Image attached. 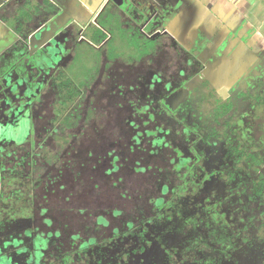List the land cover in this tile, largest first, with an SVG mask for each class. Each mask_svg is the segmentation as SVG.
Instances as JSON below:
<instances>
[{"label":"flooded vegetation","instance_id":"flooded-vegetation-1","mask_svg":"<svg viewBox=\"0 0 264 264\" xmlns=\"http://www.w3.org/2000/svg\"><path fill=\"white\" fill-rule=\"evenodd\" d=\"M56 5L58 16H66L58 23L60 28L53 34L44 31L48 23L43 18L38 26H42V41L45 39L42 47L53 37L57 40L55 47H46L52 57L45 63L48 72L42 65V79L32 86L33 69L25 62L22 69L15 68L19 74L15 70L10 74L15 84L23 80L22 86L0 98V124L13 126L10 136L0 137V203L8 200L2 198L4 192H10L14 203L22 180L29 179L30 189L35 190L37 185L53 178V187L59 190L56 198L64 199L65 204L53 210L57 215L34 206L22 209L25 215L21 217L2 215L1 211L6 209H0V219H22L32 229L31 240L36 231L41 232V237L51 238L46 246L42 243L39 264H264V194L254 187L256 181L264 178V53L259 54L261 65L251 76L255 85L241 81L224 89V95L213 94L209 88L219 85L210 83L205 76L211 43L203 33L185 43L175 39L165 18H154L151 11L156 4L150 7L149 19L143 18L150 26H159L161 32L167 33L162 39L146 34L144 19L136 22L123 13L118 17L122 24L130 21L129 27L124 28L129 29L127 38L121 41L123 49H136L129 62L116 60L119 56L115 55V38H108L105 31L94 34L93 18L83 17L77 8L68 7V2L58 1ZM34 32L35 29L27 33L28 40L33 41ZM116 32L112 33L115 37ZM82 38L89 43L94 41V45L95 40L102 41L103 46L84 43L79 47L81 70L89 68L90 84L84 86L88 91L59 115L53 110L56 92L47 81L60 72L70 75L66 67ZM133 39L138 42L133 44ZM144 39L151 42L147 47L143 45ZM80 76H71L70 82H64L79 86ZM195 79L197 84H201V79L207 80L206 87L194 88L190 83ZM111 82L123 89L115 102L123 112L126 107L130 110L125 113L127 124L135 123V131L155 126L156 133L163 131L164 137V151L159 153L162 159L136 168L140 173L137 182L143 187L127 208L118 205L125 203L127 186L121 174L114 176L117 168H125L115 160L119 151H111L115 142L109 147L100 145L105 157L93 166L99 134L116 128L112 115L117 116L115 102H96V95H101L99 86L107 88L106 84ZM50 91L49 100L42 106L41 96L43 99ZM242 93H246V98L239 99L238 94ZM258 95L262 96L257 101ZM120 99L125 103H119ZM222 102L231 105L233 112L228 122L215 128L214 119L221 112L217 103ZM69 111L74 114L64 119ZM66 120L68 126L62 124ZM223 125L226 127L222 128ZM106 165L111 171L99 174L100 167ZM94 172L99 174V180L91 183L95 189L91 192L82 183L85 179L87 184ZM151 179L155 180L152 193L147 184ZM107 184L111 188L101 190ZM63 190L69 192L66 197L61 194ZM108 191L113 193L111 200L106 199ZM166 206L172 213L166 212ZM78 208L83 212L82 221L68 219V211ZM44 218L50 221L48 225L42 224ZM186 219H195L196 225H184ZM57 231L66 233L59 243L51 237ZM15 234L18 238L19 234ZM55 245L60 247L61 254L55 251L50 256L48 253ZM157 252L162 253L156 255ZM19 253L11 255L14 261L38 263L30 250Z\"/></svg>","mask_w":264,"mask_h":264},{"label":"rangeland","instance_id":"rangeland-1","mask_svg":"<svg viewBox=\"0 0 264 264\" xmlns=\"http://www.w3.org/2000/svg\"><path fill=\"white\" fill-rule=\"evenodd\" d=\"M128 1L130 2L129 5L126 4ZM148 1L149 0H126L125 1L126 3L123 6H119V7H121V9L118 11L123 13L125 16H127L131 20H134L136 22H140V20L144 19V18H141V12L145 11L144 10L145 7L150 6V4H149L150 1L149 2ZM10 2H12V1H10ZM28 3L31 5L32 3H34V0H28ZM53 3L56 5L57 1H55ZM32 5H34V4H32ZM161 11H162L161 8H159V7L155 8L154 7V9L151 12L157 13L160 16L159 13ZM28 12H29V14H36L33 11H28ZM57 13H55L53 15L51 14L49 17L43 18L42 17V7H40L39 18L41 19V21L43 18L45 24L48 23V25H49L48 27H50L51 29L52 28L57 29L59 26L58 23L66 17V16L62 17V19H61V17H59ZM115 14L117 15L116 12L115 13L113 12L111 15H113L112 20H114L115 18L117 19L116 21H114L112 23L113 24L112 30L117 31L116 37L114 36V34L109 33L108 31H105V32H106L108 38H112V39L115 38V42L116 43L118 42V46H117V49L115 51V55H118L119 58H116V60H118L119 62H121V60H125L126 62H129L131 59V55H134V52L136 51V49H134L132 47H129L127 49H125V48L123 49V47H121V45L123 46V43H121V41L124 38L125 39L127 38L126 36L128 35L129 29L126 30L124 28H125V25L128 26V23L130 21L127 20V21H125L124 24H122L120 18L118 19V17H116ZM7 15L9 16L11 14L8 13ZM149 17L150 16H146L147 19H149ZM143 23H144V28L147 31L146 34H148V35L156 34L160 38L161 37L163 38V36L167 34L166 32H161L160 28H158L159 26H156V28L150 26L148 20L144 19ZM28 24L30 25V23H28ZM32 25H35V23H32ZM9 26L10 25L5 24L4 22L1 23V21H0V27H1V29H0L1 35L0 36H2V37L4 36V32H7V30L10 28ZM93 26H94L93 27L94 29L100 28V27H98V25H93ZM30 31H32V28L25 27L23 32H30ZM74 34H77L76 31H74ZM9 35H10V33L6 37H4V40L2 42H0V46L6 47V49L0 51V63L5 65V64H8L9 62H11L10 67L15 66L19 70V69H22L25 62L29 61L30 56H31V54L29 52H31L32 50H28V52H23L21 50V48L19 47V45L20 46H27L28 45V40L23 36H20L18 38V40L20 41L19 44H18V42H19L18 40H12V43L4 42L5 40H7L9 38ZM32 48H33L32 46L29 47V49H32ZM39 52H42V50H40ZM31 58H33V57L31 56ZM35 61H37V60H35ZM37 65H38L37 69H42V60L40 62H37ZM7 71H8V69H6V67H3V65H0V98L3 97L5 95V93H10L14 89H18L19 87H21L23 84V80L18 81L16 84L14 82L9 84V81H12V80H11V78H8L6 83L9 85H5L2 77L6 76L5 73ZM7 74H8V72H7ZM116 85H115V82H111V83L106 84L107 88L99 86V90L101 91V95L100 96L96 95V102L101 103L102 105H104L102 103L103 100H107V99H108V102L110 99H111V102H115V98L117 99L118 95L123 93V91H122L123 89L117 88ZM97 89L98 88H96V90ZM51 93H52L51 91L48 92L43 97V99L41 96L42 106L46 105V102L49 100ZM110 96H112V97H110ZM119 103H125V100L120 99ZM106 105H109V104H106ZM115 105H116V107L114 108V111H117V116L113 113H112V115H113V118L116 122V128L113 130L107 129V130H105L104 133L99 134L100 140L97 141V143L94 147V154H95V157L97 160L94 162L93 166H96V164H98L97 162L99 160H103L105 157L104 147H102L100 145L105 144L109 147V144L111 142H115V146H112V147L110 146L111 148H113V150H111V149L110 150L114 151L115 149H117L119 151L118 158L115 160H119L120 165H124L125 168L122 169L119 167L122 171H120L117 168V170L114 173V176H118L119 174H121L122 180L127 186V188L125 189L127 192V196L124 198L125 203H123V201H122L121 204H123V205H121V204H118V205L124 206V208H127L133 203L136 196H138L137 194H139V192L142 190V187H143L137 182V180L140 178V173L135 171L136 168L146 167L148 162H152L156 158H158V160L153 162L154 164H156V162H158L162 159L161 156L159 155V153L164 151V150H162V146L164 145V142H163L164 137H163V135H161L162 134L161 132H163V131H159V133H156L157 131L154 130L155 126H152L150 128H144L143 131H135V129H134L136 127L135 123H133L134 125L132 123L127 124V122L125 121V118L127 117L126 114H128L130 112V110L126 107V109L123 112L120 108H117V102H115ZM11 130H13L12 123L0 124V137L2 136V137L7 138L8 136H10ZM150 130H152L154 132L152 133ZM109 131H116V132L114 134H112ZM104 135H109V136L106 138H103ZM124 149H125L126 154L123 152ZM98 156H99V158H98ZM187 158H188V156H187ZM89 165H91V162H89L88 166ZM148 165H150V164H148ZM115 166H116V164H115ZM79 171H81V167L79 168ZM110 171L111 170L106 165V167H100L99 174H102L105 172H110ZM143 172L144 173L147 172L146 169ZM85 174H86V171H85ZM93 174L94 175H92V177L87 181V184H86L85 179L82 183V185H84V186L86 185L85 187H87V189H90L91 192H93L95 190V189H93V187L91 185L92 184L94 185L93 182H97L99 180L98 179L99 174L97 172H94ZM85 176H83V177H85ZM121 176H119V177H121ZM54 180L55 179L51 178L49 181H45V182L40 183L39 185H37V188L35 190L30 189L31 182L29 179L28 180H22L23 184H21V182H20L18 194H15L16 198L14 200V203H12L10 200V197H11L10 192H4V196L2 198H6L10 202L8 203V200L3 201L1 198L3 203L2 202L0 203V209H4V210L6 209V211H1V214L6 215V216L10 215V216H15V217L16 216L21 217L22 214L25 215L24 212L26 211L27 208H31L34 206V209L36 208L37 210H41V211H43V210L44 211H46V210L50 211L51 210L52 214L56 213V215H57V212H54L53 210H56L57 205L63 207L65 204V201H64V199H61V198L59 201V199L56 198L57 192H59V190H57L53 187V185L55 183ZM142 182H145V180H142ZM147 184L151 187L150 191L152 193L153 189L155 187V180L151 179L150 181L147 182ZM27 187L29 188V190ZM171 187H173V185H171ZM105 188H111V185L107 184V185L101 186V190H105ZM22 190L24 192L19 193ZM117 191L118 190H116L115 193H117ZM162 192H163V190H162ZM68 193H69L68 190H63V192L61 194L64 197H66V195ZM105 195L107 197L106 199H108V200H111L113 197V193H110V191H108ZM106 202L107 201L104 200V203H106ZM101 203H103V201H101ZM22 209H25V211ZM164 209L166 210L167 213H172V210L170 209L169 206H166ZM77 210L73 209V210L68 211V213L66 212L67 218L68 219L70 217H72L74 219L77 218V220L79 222H81L82 221L81 215L83 214V212L82 211L79 212V208ZM111 211H113V210H111ZM41 214H42V212H41ZM1 217H3V216H1ZM166 218H168V215L166 216ZM41 222H42V220H41ZM49 223H50V221L48 220V218L47 219L44 218V221L42 222V224L48 225ZM37 225H39V224H37ZM1 226L4 228L2 229V231H0V233H3V234L6 233L4 235L14 233V231H17L19 236H21L23 234H26L27 233L26 231H28V228H29V226H27L26 223L22 219H19V218L13 219L12 221L5 220L3 225H0V227ZM4 235H0V239L3 238ZM157 249H159V248L157 247ZM158 253L161 255L162 252H157L156 255H158ZM19 255H21V253Z\"/></svg>","mask_w":264,"mask_h":264},{"label":"crops","instance_id":"crops-1","mask_svg":"<svg viewBox=\"0 0 264 264\" xmlns=\"http://www.w3.org/2000/svg\"><path fill=\"white\" fill-rule=\"evenodd\" d=\"M51 1L68 2V7L77 8L86 18L94 19L102 6L121 16L120 7L114 0ZM149 1L150 7L156 4L163 9L161 16L175 39L185 43L193 41L199 33L207 37L211 51L205 76L210 83L224 89L241 81L255 85L251 76L261 65L259 54L264 53V0ZM154 17L159 20L157 13ZM8 31L0 36V41L9 34ZM262 89L264 91V76Z\"/></svg>","mask_w":264,"mask_h":264},{"label":"trees","instance_id":"trees-1","mask_svg":"<svg viewBox=\"0 0 264 264\" xmlns=\"http://www.w3.org/2000/svg\"><path fill=\"white\" fill-rule=\"evenodd\" d=\"M10 1H12V2H10ZM32 4H34V5H32ZM32 4L30 5L28 3V0H0V21L4 22L7 25H10L9 27L11 28V30H13L15 32V34L23 36L27 39V33H29V32H23L25 27H30V28H32V30H34V29L36 30L38 28V26L40 24H42V21L39 18L40 7H42V16H45L43 18L49 17L51 14L53 15L59 11L58 6L55 5L51 0H34V3H32ZM28 11H33L36 14H29ZM113 12H114L113 10H111L110 8L104 7V6L99 10V12L96 14V16L93 19V22H94L93 25H98V27H100L97 29H93V32L95 35L100 33V32L103 33L102 31H108L109 33H113L114 30H112L111 24L114 20L115 21L117 20L116 18L114 20H112L113 15H111V14ZM8 13L11 15L8 16L7 15ZM115 16L121 17L122 15L119 16L118 14L117 15L115 14ZM107 21H109L110 23H107ZM27 22L30 23V25ZM32 23H35V25H32ZM48 26L49 25L47 24L44 31L53 34L54 32H56L59 29V27L61 25L58 26V28L56 27L57 29H54V28L51 29ZM74 26L77 27L76 25H74ZM65 30L66 29H64L63 30L64 32L62 31L63 33L62 32L61 33L65 34ZM38 33H39V34H37L38 36L35 35L33 37L32 43L34 44V46H38L39 44H42V42H44V40H45L44 39L42 41V30H40ZM95 41H96V44L94 45V41H90V43H89L85 38L78 40L77 44L75 45V50L71 54V57L69 59V63L66 67L68 69V73H70V75H67L64 72H60L56 76H52L50 79H48L47 82L49 83V85H51L54 88V90L56 92V96H55L54 100L57 103H56V106H54V108H53L54 113H56V114L58 113L59 115L60 114L63 115V113H65L64 111L66 110V108H68V106H71L73 104V102L75 101V99H77L79 96L87 94L88 89H86L84 86H87V85L89 86V84H90L89 79L87 78L89 68L88 69L86 68V70H84V71L81 70L82 68L80 67L79 62H83V61L79 55L78 49H79V47H81V45H84V43H88L89 45L99 46V48H101L103 46V45H101L102 41H100V42L98 40H95ZM56 42H57L56 37H53L52 40H50L49 42L46 43V46L44 45L40 49V50L43 49L42 52H39L40 50H38V51H35L33 53V55H32L33 58H31V56H30V59L28 62L31 64L32 69H33L32 74L30 75V77H31L30 83L32 86L37 84V81L39 78L42 79V69H37V66H38L37 62H40L41 60H43L42 65L46 67L45 70H46V72H48L49 67L45 63L48 60H50L52 57L48 53V50L46 47H50V46L55 47ZM58 42L61 45L64 43V42L62 43L60 41H58ZM137 42L138 41L135 39L132 40L133 44H136ZM19 43H20V41L18 42V44ZM143 43H145L143 45H146V47H147L148 45H150L151 42H150V40L144 39ZM19 47L22 49L23 52H28L27 46H20L19 45ZM94 56L98 57V54H95ZM35 60H37V61H35ZM8 64H7L8 66L6 64H5L6 66L4 64H3V66L7 67V69H8L7 72L9 74V77H10L11 72H13V70H15L19 74V72L15 69L16 68L15 66L10 67L11 62H9ZM71 76L73 78H76V79L78 78V76H80L82 78V81H80L79 86H76L73 83H69L68 85L65 84L64 81L70 82L69 77H71ZM202 81L204 83H202ZM206 81L207 80L201 79V84H200V82H199V84H197L198 81H196V79H195V80H192L190 84H192L194 86V88L199 89L200 87H203L204 85L206 87ZM11 82L13 83V81H11ZM209 89L213 94H218V93L220 95L225 94L224 88L223 87L220 88V86L216 87V88L212 87ZM238 95H240V96H238L239 99L240 98H243V99L246 98V93H242V94H238ZM261 96L262 95H258L256 97L257 101L259 100L258 98ZM218 101H220V100H218ZM236 102L238 103V100H236ZM217 104H218V107L221 106L220 107L221 112L217 113V115H216L218 117V119H214L215 128L218 127L221 124V122H223V123L228 122L229 116L233 112L231 105L225 104V102L217 103ZM263 105H264V102H261V106H263ZM233 108H234V106H233ZM215 109H216V107H215ZM73 114L74 113H72V111H69V115H66L64 117V119H67L68 116L71 117V115H73ZM80 115H79L78 110H77V117L76 118H79ZM76 118H75L74 122L76 121ZM56 121H59V120L57 119ZM62 124L64 126H68V120L64 121ZM226 124H228V123H226ZM69 126H72V124ZM225 127H226L225 125L222 126V128H225ZM262 127L264 128L263 125H262ZM254 187H255V189H258L259 192H261V193L263 192V194H264V178L260 179L259 181H256L254 184ZM174 215H177L176 217H178V218L181 217V214L180 213L178 214L177 212H174ZM3 223H4V221L0 219V225H3ZM191 223H192V225H196L195 224L196 220L195 219H192V220L186 219L184 225L186 224V226H188L187 224H191ZM0 228H1L0 231H2V229L4 227L1 226ZM64 229H66V228H64ZM26 232H27L26 234H23V235L19 236L18 238H16V236H14L15 233L18 234L17 231H14V234L10 233L7 235H4L6 233H4V234L0 233V235H4V237L0 239V264H21L22 262L19 263V262L14 261L15 258L12 259L11 255L17 256L20 254L19 252H21L22 250L23 251L30 250L31 256L33 257V259L35 261L38 262L37 264L42 262V243H43V245L46 246L45 243L48 241V244H49L52 241L51 238H48L46 236L41 237L40 236L41 232L36 231V233H34V235H33L34 238L31 240L32 229L28 228V231H26ZM65 234L66 233H64V232H58L51 237L54 238L55 240H57L59 243V241H61V239L65 236ZM28 244H32L33 246L32 245L29 246ZM55 246H56V248L54 250L52 249V251H50L48 253L50 256L55 255L56 252H59V254H61L60 253L61 249L59 250L60 247H58V245H55Z\"/></svg>","mask_w":264,"mask_h":264},{"label":"water","instance_id":"water-1","mask_svg":"<svg viewBox=\"0 0 264 264\" xmlns=\"http://www.w3.org/2000/svg\"><path fill=\"white\" fill-rule=\"evenodd\" d=\"M115 2H117L118 3V5L119 6H123L124 4H125V0H114ZM150 4V3H149ZM129 5V4H128ZM160 8V6L159 5H157V6H155V8ZM162 9V8H161ZM145 11L144 12H141V18H143V17H146V16H148V14H149V12H150V10H151V8H150V6H147V7H145V9H144ZM160 14V16L161 15H163L164 14V11H163V9H162V11L159 13ZM159 16V15H158ZM159 16V18H161ZM41 28H42V26H40V28H37L36 30H35V32L31 35L32 37H33V35L35 36V35H37V34H39L38 33V31L39 30H41ZM10 29V28H9ZM10 32V35H9V38L7 39V40H5L4 42H6V43H12V40H18V38L20 37V35H18V34H15V32L13 31V30H9ZM38 36V35H37ZM4 39H2L0 42H2ZM28 40V39H27ZM19 41V40H18ZM30 46H32L33 48H35V50H32L31 52H29L30 54H31V56L33 55V53L35 52V51H38V50H40L41 48H42V44H39L38 46H34V44L32 43V41H30V40H28V45H27V47H28V50H29V47ZM4 49H6V47H2V46H0V51H2V50H4ZM22 50V49H21ZM1 65H3V64H1ZM7 65V64H6ZM5 65V66H6ZM4 67V66H3ZM6 69H7V67H6ZM6 74V76L4 77H2V79H3V82H4V84L5 85H9V84H11L12 82L11 81H9V84H7L6 83V81H7V79L8 78H10L9 77V74H7V72L5 73Z\"/></svg>","mask_w":264,"mask_h":264}]
</instances>
